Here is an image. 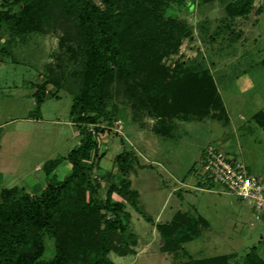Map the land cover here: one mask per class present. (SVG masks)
<instances>
[{
	"label": "rangeland",
	"instance_id": "obj_1",
	"mask_svg": "<svg viewBox=\"0 0 264 264\" xmlns=\"http://www.w3.org/2000/svg\"><path fill=\"white\" fill-rule=\"evenodd\" d=\"M18 1L0 0V9L16 11ZM96 1L105 7L103 0ZM239 1L163 0L159 12L142 21L148 33L161 26L166 36L180 37L178 48L163 54L161 63L180 74L209 71L224 111L210 107L202 117L175 116L170 133L159 134L157 119L139 95L129 94L125 81L115 79L107 85L106 109L115 110L116 118L111 124L105 118L88 124L99 152L85 160L83 180L91 178L99 188L87 190V199L104 201L110 185L123 177L118 154L131 150L133 155L125 177L139 193L140 210L117 192L112 195L131 213L126 241L138 242L133 253L111 251L115 264H175L221 254L242 264L253 245L264 257V191L260 199L238 197L207 180L200 165L207 148L215 147L264 181V128L254 115L264 113V0H242L249 1L245 14L237 11ZM5 29L0 28V187L19 185L34 195L49 182L43 164L81 140L69 111L82 86L86 53L75 42H62L60 30L15 35ZM47 77L60 85L49 80L47 97L38 106L34 91ZM58 174L62 178L66 172L61 168ZM177 213L179 229L190 239L177 253L165 252L156 224L171 222ZM201 217L208 221L204 227H199ZM52 249L47 242V253Z\"/></svg>",
	"mask_w": 264,
	"mask_h": 264
},
{
	"label": "trees",
	"instance_id": "obj_2",
	"mask_svg": "<svg viewBox=\"0 0 264 264\" xmlns=\"http://www.w3.org/2000/svg\"><path fill=\"white\" fill-rule=\"evenodd\" d=\"M162 1L103 0V7L96 0H19L16 11L0 9V28L15 35L47 28L60 30L62 42H75L86 53L82 86L72 96L69 111L81 140L67 154L43 164L50 178L41 192L33 195L19 185L0 187V264H115L109 256L111 251L119 255L135 251L137 238L126 241L125 236L131 213L125 210L122 200L112 195L117 192L140 210L139 193L131 189L130 180L125 177L132 169V151L118 154L123 177L110 185L104 201L95 203L87 199V190L94 193L99 184L91 178L83 180L85 160L99 152L98 140L88 124H98L100 118L111 124L116 118L115 110L106 109L107 85L113 80L125 81L126 91L139 95L136 97L140 104L157 119L155 129L159 134L170 133L175 116L202 117L210 107L224 111L209 71L180 74L176 68L161 63L163 54L178 48L180 37L174 40L166 36L161 26L148 33L142 21L154 11L158 13ZM248 2L239 1V14L248 11ZM49 80L60 85L50 77L38 83L34 91L38 106L47 97L45 86ZM254 115L264 128V113ZM63 161L69 162L71 168L58 178L52 171ZM179 217L181 213L171 222L156 224L165 252L177 253L190 239L188 231L179 229ZM201 220L199 227L208 224L205 218ZM188 229L193 231L196 226ZM47 242L52 245L51 253H47ZM175 264L232 263L226 254H221ZM242 264H264V257L253 245Z\"/></svg>",
	"mask_w": 264,
	"mask_h": 264
},
{
	"label": "built area",
	"instance_id": "obj_3",
	"mask_svg": "<svg viewBox=\"0 0 264 264\" xmlns=\"http://www.w3.org/2000/svg\"><path fill=\"white\" fill-rule=\"evenodd\" d=\"M206 176L220 182L238 197L261 195L264 191V181L252 175L242 163L233 162L223 152L215 147H208L201 159Z\"/></svg>",
	"mask_w": 264,
	"mask_h": 264
},
{
	"label": "crops",
	"instance_id": "obj_4",
	"mask_svg": "<svg viewBox=\"0 0 264 264\" xmlns=\"http://www.w3.org/2000/svg\"><path fill=\"white\" fill-rule=\"evenodd\" d=\"M61 168H63V171L64 172H68L69 170H70V168H71V164L69 163V162H67V161H64V162H62V163H60L59 165H58V167L56 168V170H55V175H57V177L59 178L60 177V175L58 174L59 172H60V169ZM0 174H2L1 172H0ZM1 180H2V175H1ZM40 182H41V180H40ZM1 183V182H0ZM7 187V186H6ZM11 187V186H10Z\"/></svg>",
	"mask_w": 264,
	"mask_h": 264
}]
</instances>
